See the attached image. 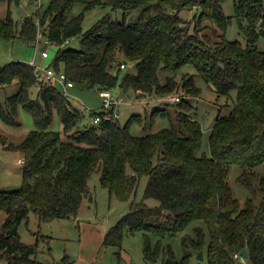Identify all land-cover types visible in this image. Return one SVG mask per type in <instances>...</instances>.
I'll list each match as a JSON object with an SVG mask.
<instances>
[{"label":"trees","instance_id":"trees-1","mask_svg":"<svg viewBox=\"0 0 264 264\" xmlns=\"http://www.w3.org/2000/svg\"><path fill=\"white\" fill-rule=\"evenodd\" d=\"M17 1L6 0L8 5ZM80 1L50 0L43 11L36 9L35 17L25 16L20 29L7 9L0 18V40L20 38L36 44L35 18L42 26L49 18L43 34L57 46L49 66L63 70L81 90L118 87L123 93L154 92L159 98L180 89L184 96H197L198 76L219 95L235 90V102L227 115L215 117L209 155H198L201 125L182 93L171 104L175 120L171 127L151 132L156 117L169 115L164 109L144 117L132 115L120 125L113 107L92 111L91 116L100 115L99 122L80 126L84 112L36 77L31 64L11 61L0 66V86L18 85L15 94L6 96L5 107L0 102L1 120L19 125L21 106L35 125L18 143L0 134V146L19 152L23 160L20 188L0 189V258L6 264H41L35 260L36 245L20 240V222L30 212L39 223L75 215L82 199H91L88 181L98 172L99 184L120 200L130 198L139 178L146 175L143 196L159 202L153 207L143 200L132 203L105 232L104 245L119 246L127 227L130 233L143 235L147 263L161 259L160 264H188L206 245L207 264H240L234 255L243 250L250 264H264V51L255 45L264 38V0L234 1L245 44L225 37L231 17L222 11L223 0H108L123 14L140 8L137 19L125 22L105 15L84 32V11L100 1L87 2L71 17L72 6ZM184 10L193 11L192 23L182 17ZM74 37L77 48L62 46ZM126 63H133L135 71L120 67ZM184 66L192 67L194 75L184 73L178 82L167 76L159 82L158 70L174 73ZM53 111L60 115L61 131L48 129ZM134 120L143 135L130 133ZM232 166L239 168L236 179L246 192L243 206L228 181ZM193 220L203 226L194 228V236L181 237L178 258L162 240L182 232ZM150 233L157 237L154 244L148 240Z\"/></svg>","mask_w":264,"mask_h":264},{"label":"rangeland","instance_id":"rangeland-1","mask_svg":"<svg viewBox=\"0 0 264 264\" xmlns=\"http://www.w3.org/2000/svg\"><path fill=\"white\" fill-rule=\"evenodd\" d=\"M92 0H82L75 3L70 11V16H75L84 10L87 2ZM99 4H95L84 11V18L81 23L82 32L89 29L103 16L108 15L112 19L124 20L125 22H133L137 19L140 8L127 11L125 14L121 10H113L108 4V0H99ZM234 1L223 0L221 3L222 11L225 15L231 17L230 24L225 30V37L229 40H237L245 44V39L239 30V24L234 17ZM50 0H18L8 5L6 0L0 1V18H4L7 9L16 24V29H20L21 22L25 16L35 17V11L40 8L43 11ZM193 11H182V17L192 23ZM36 24V44H27L20 38L0 40V66L11 61H23L26 63L33 62L35 65L45 68L49 66L56 55L57 46L50 43L45 44V34H43L49 18L42 26L35 18ZM245 24V22H242ZM256 47L264 51V38L260 37L256 41ZM63 46L72 48L78 47V38L74 37L66 42ZM45 48L47 57L42 58L40 48ZM125 70L134 72V64L126 63ZM184 73L194 75V70L190 66H184L176 72H164L158 70V79L163 83L166 77H174L178 82ZM196 86L200 90L197 96L185 95L178 89V92H172L165 97L157 98L154 92L145 93L138 96L134 91L130 90L123 93L118 87L112 90V94L120 96L122 102L114 108L117 115L118 124L123 125L132 115H140L144 117L150 114L154 109L166 110L168 116H158L153 122L151 132L163 127H171L175 125L174 107L175 103L170 101L169 97H175L182 93L184 100L191 104L192 117L197 120L202 129V142L200 149L196 152L198 155L208 156L209 145L208 136L217 115H227L235 102L236 91L232 90L229 95L217 94L210 84L205 83L201 78L195 76ZM55 88L63 91L62 87L57 84ZM36 87L31 88V96L35 97ZM18 85L14 82L10 85L0 86V102L5 107L6 96L13 95L17 92ZM67 98L77 108L84 112L85 116L80 122V126L92 123L91 112L100 111L102 109V101L98 96V90H81L76 86L67 90ZM86 108V109H85ZM17 121L19 125H10L3 122L0 118V134L6 136L7 140L12 143L20 142L28 131L33 130L35 125L31 115L21 106L17 108ZM52 131H61L60 115L53 111V120L48 127ZM129 131L132 135L141 136L144 134L141 125L134 120L129 125ZM21 155L17 151L6 150L0 146V189L15 190L21 186ZM128 172H131L128 169ZM239 174V168L232 166L228 175V181L233 190L234 196L239 200L240 206H243L246 192L241 187L236 177ZM148 177L143 175L139 178L134 194L127 200H120L114 196H110L107 189L99 184V173H94L88 181V187L91 199L86 196L82 199L78 212L64 218H56L50 221L38 222L33 213L28 214L27 220L20 222L18 233L20 240L26 244L36 245L35 260L41 264H151L147 263L143 257L144 238L139 232L130 233L127 227L123 229V237L119 246H111L103 244L105 232L113 226L119 218L130 210L132 203L144 201L149 206H157L158 200L153 197H144L143 190ZM3 214L0 213V225ZM203 226L200 220H193L182 232L164 238L163 245H169L174 254L180 258L182 256L181 237L185 234L194 236V228ZM206 243L208 236H205ZM150 244H154L157 237L154 234L148 235ZM118 252V254H117ZM202 259H196L192 256L188 264H207L205 253L206 245L202 247ZM161 259L156 264H160ZM0 264H6L4 258H0ZM244 264H250L245 258Z\"/></svg>","mask_w":264,"mask_h":264},{"label":"built area","instance_id":"built-area-1","mask_svg":"<svg viewBox=\"0 0 264 264\" xmlns=\"http://www.w3.org/2000/svg\"><path fill=\"white\" fill-rule=\"evenodd\" d=\"M46 43H48V41L45 39V44ZM64 44H62V46ZM40 55L42 58H46L48 56L45 48H43V47L40 48ZM29 64H31L34 67L33 73L36 77L42 79L45 83L52 85L54 87H55V85L59 84L63 89V91H62L63 95L68 96L67 90L72 88L74 86V83L70 79H68L66 73L63 70L55 71L51 66L41 68V67L35 65L33 62H30ZM120 67L125 68V65L121 64ZM98 96L100 97V99L102 101V109L101 110H103L104 112H107L108 109H110L112 107H113V111H114V108L117 107V105H119L122 102V99L120 96H117L116 94H112V90H108V89L99 90ZM169 100L177 102V101H179V97L178 96L169 97ZM114 116H117V115L114 113ZM91 117H92L93 123H98L100 120V115H98V114H95ZM20 162L23 163V160L21 159ZM234 256H235V258L238 259L240 264H244L245 258L241 255V253L235 254Z\"/></svg>","mask_w":264,"mask_h":264},{"label":"water","instance_id":"water-1","mask_svg":"<svg viewBox=\"0 0 264 264\" xmlns=\"http://www.w3.org/2000/svg\"><path fill=\"white\" fill-rule=\"evenodd\" d=\"M241 255L244 257V258H247V253L245 250L241 251ZM203 258V255H202V252L199 251L196 255V259H202Z\"/></svg>","mask_w":264,"mask_h":264},{"label":"crops","instance_id":"crops-1","mask_svg":"<svg viewBox=\"0 0 264 264\" xmlns=\"http://www.w3.org/2000/svg\"><path fill=\"white\" fill-rule=\"evenodd\" d=\"M21 161V160H20Z\"/></svg>","mask_w":264,"mask_h":264}]
</instances>
